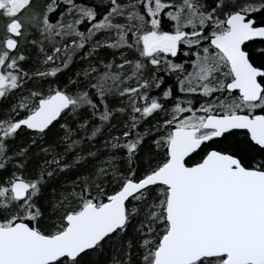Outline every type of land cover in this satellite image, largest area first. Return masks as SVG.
<instances>
[{
    "label": "snow or ice",
    "instance_id": "1",
    "mask_svg": "<svg viewBox=\"0 0 264 264\" xmlns=\"http://www.w3.org/2000/svg\"><path fill=\"white\" fill-rule=\"evenodd\" d=\"M0 264H264V0H0Z\"/></svg>",
    "mask_w": 264,
    "mask_h": 264
},
{
    "label": "trees",
    "instance_id": "2",
    "mask_svg": "<svg viewBox=\"0 0 264 264\" xmlns=\"http://www.w3.org/2000/svg\"><path fill=\"white\" fill-rule=\"evenodd\" d=\"M76 67H78V65H74L69 71H66L65 73H63V75L60 77L61 80H67V78L71 75H74L75 71H76ZM31 86V85H29ZM103 143H98L95 145L94 148H92L91 150L95 151L96 149H101L103 150ZM101 159H103V157H101Z\"/></svg>",
    "mask_w": 264,
    "mask_h": 264
}]
</instances>
